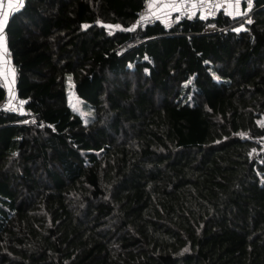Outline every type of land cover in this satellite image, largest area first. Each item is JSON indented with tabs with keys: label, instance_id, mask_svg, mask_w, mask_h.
<instances>
[{
	"label": "trees",
	"instance_id": "16d2710c",
	"mask_svg": "<svg viewBox=\"0 0 264 264\" xmlns=\"http://www.w3.org/2000/svg\"><path fill=\"white\" fill-rule=\"evenodd\" d=\"M144 5L11 14L14 92L36 121L0 84V264H264V0L216 33L242 16L136 27Z\"/></svg>",
	"mask_w": 264,
	"mask_h": 264
},
{
	"label": "built area",
	"instance_id": "2783aa9c",
	"mask_svg": "<svg viewBox=\"0 0 264 264\" xmlns=\"http://www.w3.org/2000/svg\"><path fill=\"white\" fill-rule=\"evenodd\" d=\"M154 0H145V5L143 8L138 12L137 20L135 23L136 27H143L147 24H154L160 19L159 13L156 12V9L152 6V2ZM181 4V10L179 12L180 18L184 17H192L196 14H200L204 17H216L220 11H226L228 9L229 2H235L236 0H226L224 2H214L208 0H178ZM194 1H197L194 4ZM247 4L249 3V10L247 14L239 15L242 16L241 19L234 22L233 24H229L223 27L217 25L215 21H210L207 23L205 27V32L208 33H216L225 30L232 29L237 27L238 24L243 23L244 21H249L252 17V6L253 0H244ZM144 17V19H142ZM6 57L9 62H11L13 70L16 72V66L12 63V54L9 49L6 50ZM4 66L5 62L0 59V84L5 88L6 94L4 98V103H9L8 100L12 104H8L14 111H19L29 116L28 122L34 123L36 121V116L33 114L32 110L27 108L24 99L18 96L14 92V88L9 85L8 77L4 73ZM7 105V104H6Z\"/></svg>",
	"mask_w": 264,
	"mask_h": 264
},
{
	"label": "crops",
	"instance_id": "0c3cea01",
	"mask_svg": "<svg viewBox=\"0 0 264 264\" xmlns=\"http://www.w3.org/2000/svg\"><path fill=\"white\" fill-rule=\"evenodd\" d=\"M157 1V2H156ZM208 1H214V2H224L226 0H208ZM241 2L245 3V5L248 6V4L244 1V0H240ZM160 2V3H159ZM197 1H194V4H196ZM171 5V7H169L170 9H172V13L174 14V19H180V15L179 12L181 10V4L178 0H154L152 2V6L156 9L157 13H161L162 10L164 9L163 6L165 5ZM234 7H233V6ZM19 7V0H0V11H7L8 12V20L11 16V14L16 11L15 9ZM237 5L236 2H229V7L227 9L228 13H231L235 16H239L241 15L238 11V13L235 12V10H237ZM249 8V6H248ZM160 19L164 20V17L160 16ZM7 20V22H8ZM7 23L4 26L3 32L0 33V36L3 37V39H0V59L3 60L5 62V66H4V73L5 75L8 77L9 81L13 82L14 79L16 78V72L15 70H13L12 64L11 62L8 61L7 57H6V50L8 49L7 46V35L5 33V28H6Z\"/></svg>",
	"mask_w": 264,
	"mask_h": 264
},
{
	"label": "rangeland",
	"instance_id": "374dc122",
	"mask_svg": "<svg viewBox=\"0 0 264 264\" xmlns=\"http://www.w3.org/2000/svg\"><path fill=\"white\" fill-rule=\"evenodd\" d=\"M162 1H164V0H162ZM248 6H249V3H248ZM248 6L245 5V3H243V2L240 1L239 2V5L237 7V10H235V12L238 11L242 15L247 14L248 13V10H249ZM169 7H171V5H169V4L163 6L164 9L162 10L161 13H159V16L164 17V21L167 24L172 23L173 18L175 17L174 14L172 13V9H170ZM228 7H229V5H228ZM238 12H236V13H238ZM240 28H242V26H240ZM15 83H16V78L14 79L13 82L12 81L11 82L9 81V85L11 87H13V88L15 86ZM67 100H68V103L72 107H73V105H75V107H73V108L76 111H78L84 117L85 120H87L89 118V116H90V110L84 104V101L81 98H79L78 95L76 94L75 89H74V85H73L72 82L69 84ZM8 101H9V103H6V104H12L10 102V100H8ZM258 123H259V125H261V126L264 127V114L258 119Z\"/></svg>",
	"mask_w": 264,
	"mask_h": 264
},
{
	"label": "snow or ice",
	"instance_id": "6c2138e0",
	"mask_svg": "<svg viewBox=\"0 0 264 264\" xmlns=\"http://www.w3.org/2000/svg\"><path fill=\"white\" fill-rule=\"evenodd\" d=\"M23 2H24V0H19V7L23 6ZM239 2H240V0H236V5L237 6L239 5ZM19 7H17L15 10L18 11ZM149 7H152V5H149ZM8 15L9 14H8L7 11H0V33L3 32L4 26H5V24L7 23V20H8ZM142 19H144V17H142ZM85 27H87V26H85ZM109 27H111V26H109ZM115 27L119 28V25H117ZM130 30L131 29H129V31ZM0 39H3V37L0 36ZM5 51H6V48H5ZM73 107H75V105H73Z\"/></svg>",
	"mask_w": 264,
	"mask_h": 264
}]
</instances>
